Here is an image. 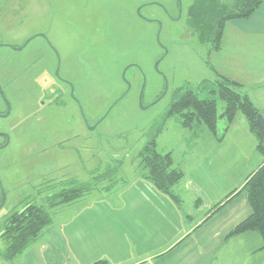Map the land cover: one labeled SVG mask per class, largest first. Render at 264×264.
<instances>
[{
    "label": "rangeland",
    "instance_id": "obj_1",
    "mask_svg": "<svg viewBox=\"0 0 264 264\" xmlns=\"http://www.w3.org/2000/svg\"><path fill=\"white\" fill-rule=\"evenodd\" d=\"M208 1L202 8L181 0V19L173 24L150 0H0V233L4 221L39 193L70 181L92 183L93 173L117 162L121 179L138 174L137 153L162 126L156 151L187 161L192 133L174 119L161 121L175 90L214 78L205 65V41L231 0ZM154 17L161 31L149 22ZM199 26L197 40L191 32ZM141 90L145 109L138 103ZM217 108L220 115V102ZM224 127L218 119L219 135ZM72 206L54 213L43 234L9 261L0 240V264H74L62 238Z\"/></svg>",
    "mask_w": 264,
    "mask_h": 264
},
{
    "label": "crops",
    "instance_id": "obj_2",
    "mask_svg": "<svg viewBox=\"0 0 264 264\" xmlns=\"http://www.w3.org/2000/svg\"><path fill=\"white\" fill-rule=\"evenodd\" d=\"M208 58L217 73L243 86L264 118V2L247 20L227 23L220 50ZM262 160L245 120L236 116L221 141L204 138L188 150L187 161L173 159L184 173L175 188L180 205L131 174L126 185L71 205L63 241L74 264H264L257 233L227 237L251 214L241 188Z\"/></svg>",
    "mask_w": 264,
    "mask_h": 264
},
{
    "label": "trees",
    "instance_id": "obj_3",
    "mask_svg": "<svg viewBox=\"0 0 264 264\" xmlns=\"http://www.w3.org/2000/svg\"><path fill=\"white\" fill-rule=\"evenodd\" d=\"M263 2L264 0H231L217 17L214 30L205 41L208 57L210 53L220 50L225 25L234 20H247ZM205 65L214 78L212 80L203 79L193 87L175 90L174 99L161 122L163 124L174 119L182 128L190 130L195 141L189 142L186 146L191 150L198 145L200 140L204 139V136L200 138L202 135H198L199 131L203 135L207 133L212 140L221 141L235 117L238 114L244 117L248 130L256 141V150L263 160L245 179L241 188L247 193L251 214L240 222L227 237L232 238L255 232L260 236L261 249L264 250V139L259 135L256 126V119L260 112L250 98L243 93L241 84L217 73L210 64L209 58ZM218 102L222 105L220 115H218ZM218 119L225 121L221 135L217 130ZM162 128L163 126L156 129L138 151L136 158L138 174L141 179L167 195L175 204L180 205L181 200L175 194V188L183 180L184 173L174 167L171 154L161 155L156 151V138L162 132ZM120 165L121 162H117L114 168L110 167L100 174L93 173L92 183L70 181L58 191L47 195L39 193L35 200L26 202L14 211L4 221L0 233V240L4 244V258L8 261L15 258L29 244L36 241L51 225L53 215L58 210L82 201L97 189L96 192H109L117 186L126 185L128 180L119 177ZM102 181H106L107 184L98 187L97 183ZM234 196L235 191L214 205L207 212L206 220L216 214ZM93 264L108 263L99 260Z\"/></svg>",
    "mask_w": 264,
    "mask_h": 264
},
{
    "label": "flooded vegetation",
    "instance_id": "obj_4",
    "mask_svg": "<svg viewBox=\"0 0 264 264\" xmlns=\"http://www.w3.org/2000/svg\"><path fill=\"white\" fill-rule=\"evenodd\" d=\"M191 1H196L197 2V6L200 5L199 7H207L209 6V1L208 0H191ZM157 2V3H156ZM160 3L161 7H160V10H157L158 11V14L162 15L166 20H168L170 23H177L178 21H180L181 17V0H165V2H162V1H154V0H150V6H154L156 7V4ZM197 7L196 10L199 8ZM196 10H192L190 9V12L195 13ZM140 13V12H139ZM138 13V15H139ZM191 14V15H192ZM194 15V14H193ZM193 18V19H192ZM191 20H194V22H196L197 20V17L196 15H194V17H192ZM151 23H154L157 27V29H160V31L163 29V25H162V22L158 20V18H152L150 19ZM196 25V23H195ZM182 31L184 32H188L186 31L185 29H183ZM195 33L194 32H191V34H195L198 33L197 35V40H200L201 38V31H200V26L199 27H196V29H194ZM159 98V97H158ZM157 97L155 98V101L158 99ZM154 101V102H155ZM153 103V102H152Z\"/></svg>",
    "mask_w": 264,
    "mask_h": 264
},
{
    "label": "water",
    "instance_id": "obj_5",
    "mask_svg": "<svg viewBox=\"0 0 264 264\" xmlns=\"http://www.w3.org/2000/svg\"><path fill=\"white\" fill-rule=\"evenodd\" d=\"M156 40H157V43H159V39H158V37L156 38ZM164 55H166V49L164 48ZM164 55H163V57H164ZM161 60V59H160ZM160 60H158L156 63H155V66H154V69L155 70H157L158 71V69H157V67H158V64L160 63ZM126 70H127V68L125 69V71L123 72V74H122V79H123V81L125 82V84H126V86H127V92L129 91V89H130V84L128 83V82H126L125 81V79H124V75H125V72H126ZM126 92V93H127ZM142 90H141V92H140V94H139V97H138V103H139V106L142 108V109H145V107H142V104H141V102H142V100H141V98H142ZM165 95V92L155 101V102H153L151 105H153V104H155V103H157L163 96ZM256 126H257V129H258V133H259V135L264 139V118H263V116L261 115V114H259L258 116H257V119H256Z\"/></svg>",
    "mask_w": 264,
    "mask_h": 264
}]
</instances>
